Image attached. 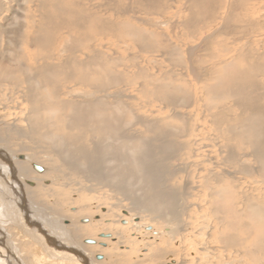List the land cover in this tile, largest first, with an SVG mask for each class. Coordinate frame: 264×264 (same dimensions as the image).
<instances>
[{"label": "rangeland", "instance_id": "rangeland-1", "mask_svg": "<svg viewBox=\"0 0 264 264\" xmlns=\"http://www.w3.org/2000/svg\"><path fill=\"white\" fill-rule=\"evenodd\" d=\"M106 1L129 14L80 21L65 2L48 0L42 12L37 0H0V63L28 72L0 81V264H264V218L255 224L237 215L241 202L264 199L261 166L244 143L236 149L226 141L224 133H239L240 124L217 127L213 115L239 117L241 103L233 101L242 92L211 101L203 89L235 49L251 47L253 57L264 59V4L233 11V0H221L215 13L211 4L198 7L189 29L183 24L192 0L165 1L162 15L139 12L136 0H85L92 10H103ZM45 13L70 31L55 43L53 58L63 60L60 47L69 43L78 60L89 59L90 86L67 85L71 96L55 97L52 73L36 76L27 56L40 51L47 58L51 35L64 28L44 30L36 49L30 39ZM98 17L116 20L114 32L99 30ZM262 69L258 87L247 90L248 98L259 95L255 104L240 100L260 117ZM60 72L54 77L65 78ZM263 124L256 116L253 127L264 138Z\"/></svg>", "mask_w": 264, "mask_h": 264}, {"label": "bare ground", "instance_id": "bare-ground-1", "mask_svg": "<svg viewBox=\"0 0 264 264\" xmlns=\"http://www.w3.org/2000/svg\"><path fill=\"white\" fill-rule=\"evenodd\" d=\"M41 3L40 5V10L43 12L44 9L48 8L47 7V4H49L50 6V3H47L48 0H37V2ZM56 1H59V2H65L66 5H68L71 13H75V14H79L80 15V21L82 20H86L85 16H88L89 14L91 16H98L100 13L104 12V13H107V12H111L113 13L114 15H119V16H125L126 14H129L130 10L129 9H125V8H122V6L120 7L119 5H115V6H108V1L107 2V5L105 3V6L102 10L100 9H96V10H92V9H88V4L87 2H85V0H51V2L55 3ZM103 1V0H102ZM165 1H168V0H136V3L135 5H137V10H140L139 12H141V10L143 9V11H145L146 13L148 12H155L158 13V11H162L164 10V8L166 9L167 5H165ZM172 1V0H171ZM170 1V2H171ZM211 0H192V3H191V17L189 18V20L184 23L183 25L186 26V28H189V29H192L190 28V26H192L193 24V21H194V17L196 16V13H198V7H200V11H203L204 8H206L209 4H211L213 6V9H211V13L215 11V7L217 6V4H221L222 1L221 0H216L215 2H210ZM221 1V2H220ZM110 2V1H109ZM112 2V1H111ZM114 3H116L115 1H113ZM169 2V1H168ZM173 2V1H172ZM240 2V3H239ZM264 0H233L232 1V4H231V7L232 10H236L238 9L240 6H246L247 5V9L251 8L250 6L251 5H256V6H259L261 4H264L263 3ZM117 3H120V1H117ZM123 3V2H122ZM121 3V4H122ZM60 4V3H59ZM59 4H58V7H59ZM65 5V4H64ZM61 6V5H60ZM101 6V5H100ZM103 6V5H102ZM166 6V7H165ZM52 7H54L52 5ZM140 7V9L138 8ZM65 8V7H64ZM92 8V7H91ZM97 8V7H95ZM228 8V7H227ZM56 9V8H54ZM58 9V8H57ZM56 9V10H57ZM136 10V9H135ZM166 11V10H165ZM227 11V10H226ZM46 12V11H45ZM49 12V11H48ZM59 12V11H58ZM163 12V11H162ZM162 12H159L157 15L161 14ZM50 13V12H49ZM47 13V14H49ZM61 13V12H60ZM63 13V12H62ZM70 13V14H71ZM215 13V12H214ZM232 13V12H231ZM32 14V13H31ZM44 14V13H43ZM42 14V15H43ZM46 14V13H45ZM47 14L42 16L41 15V18H40V22L38 23V25L33 28L34 32H32V38L30 40H33L34 43H36V49H39L40 46H41V41H39L38 38H40L39 34H41L44 30L48 29V28H53L52 26H54L55 28L57 27H64L62 23L56 21L55 19H49L47 18ZM109 14V13H108ZM166 14V13H165ZM186 14V13H185ZM64 15H67V12L64 13ZM83 15V16H82ZM102 15V14H100ZM146 15V14H145ZM151 14H148V16H150ZM162 15V14H161ZM164 15V13H163ZM127 16V15H126ZM214 16V15H213ZM233 16V15H231ZM230 16V17H231ZM246 16V15H245ZM39 17V16H38ZM84 17V18H83ZM118 17V16H117ZM205 17V16H204ZM229 17V18H230ZM236 17V16H235ZM99 18V17H98ZM113 18V17H112ZM185 18V17H184ZM121 19V18H119ZM210 18H208L207 20H209ZM248 19V18H247ZM79 20V19H78ZM112 20V19H111ZM114 20V19H113ZM231 20L234 21V17L232 19H229L228 21L232 22ZM242 18H236V21H241ZM116 21V20H115ZM115 21H106V19H101L99 18V22H100V26H99V30H101L102 32H105L107 33L108 31L109 32H114L112 30V28H115V24L114 22ZM119 21V20H118ZM124 21V20H123ZM235 21V22H236ZM122 22V21H120ZM69 23V22H68ZM117 23V21H116ZM199 22L195 23L196 25H198ZM119 24V23H118ZM122 25H124L123 23H121ZM126 24V22H125ZM131 24V23H130ZM182 24V23H181ZM186 24V25H185ZM30 25V24H29ZM33 25V24H32ZM36 25V24H35ZM79 25V24H78ZM87 25V24H86ZM196 25H194L195 27H197ZM227 25V24H226ZM34 26V25H33ZM68 26V25H67ZM73 26V25H72ZM72 26H70V28H72ZM75 26V25H74ZM80 26V25H79ZM30 28V27H29ZM84 28V27H83ZM143 28V27H142ZM184 27H182L183 29ZM63 30H60L61 32L62 31H66L64 34L65 36L61 33V35L57 34L56 35H51L53 38L51 39V46L50 49H48L47 51L49 52V56L46 55L47 58H45V56L40 53V51L36 52V53H33L31 54L30 52H28L27 50V56L29 57V60H33L34 61V64L35 67L33 68H36V70L38 71V73H34L36 76H40L42 74L45 75V74H49V73H52V77H51V80L49 81V86H51L54 90L53 91V94L56 96H59V95H64V96H71L75 91H73V89L71 90H68L70 87H68V89L66 88L67 85H70V84H74L75 83H79V84H76L78 86H82V87H88L90 86L89 85V82H88V79H87V76H85L86 72H87V67H88V61H81V60H78L77 59V55L75 54L76 52L74 51V48H71L70 44H66V43H62V47H60V51L62 52L64 58L63 60H61L60 58H53L54 55L52 52H54V46H55V43L57 42H63L65 37L68 36L70 34V31L69 29H67V27L65 28H62ZM131 29V27H130ZM185 29V28H184ZM196 29V28H195ZM71 30V29H70ZM197 30V29H196ZM59 30H56L55 32L57 33ZM187 31V30H186ZM189 31V30H188ZM187 31V32H188ZM191 31V30H190ZM189 31V32H190ZM193 31V30H192ZM30 32V31H29ZM131 32V31H130ZM129 32V33H130ZM144 32V31H142ZM160 33V32H159ZM31 35V34H30ZM123 35V34H122ZM187 35V34H186ZM28 36V35H27ZM30 38V37H29ZM28 39V38H27ZM136 39V38H135ZM132 40V39H131ZM28 41V40H27ZM98 41V40H97ZM27 43V42H26ZM140 43V42H139ZM177 44V43H176ZM27 45V44H26ZM142 45V44H141ZM28 46V45H27ZM103 46V45H102ZM94 47V46H93ZM26 48V47H25ZM68 48L70 50H68ZM131 49V48H130ZM26 50V49H25ZM170 50V49H169ZM172 50V49H171ZM170 50V51H171ZM102 51V50H101ZM100 51V52H101ZM56 52V51H55ZM59 52V51H58ZM81 53H84L83 51H79ZM105 52V51H104ZM107 52V51H106ZM105 52V53H106ZM159 52V51H158ZM232 52V55H231V59L228 61V63H224L221 62L222 65H219V66H215L214 69L216 70H219L218 73L220 74H216L217 77H215L216 75L213 74V78L211 80V83L212 85H205L204 86V90H205V94H207V96L209 97L208 99L209 100H213V101H217V100H226L227 99H231V96L234 95V93H241L243 94L244 92V96L243 98L241 97V94H240V100L243 99V100H246L250 103H253L255 102L254 100L256 99L255 97L257 96H253V97H249L250 94L252 93H247V90L248 89H252L253 91L256 89V87H258V82L255 81L256 80V76L255 75H260L262 74V67H264V59L262 58V60L257 56L253 57V51L251 50V47L250 48H246L245 51L242 47V49H235V51H231ZM80 53V54H81ZM48 54V53H47ZM56 54V53H55ZM92 54V53H91ZM105 55V54H104ZM124 55V54H123ZM169 55V53H168ZM172 55H173V51H172ZM62 56V57H63ZM82 56V55H81ZM84 56V55H83ZM89 56V55H88ZM87 56V57H88ZM94 56V54H93ZM51 57V59H50ZM91 58V56H89ZM88 57V58H89ZM84 58V57H83ZM93 58V57H92ZM80 59V58H79ZM224 59V58H223ZM221 59V61L223 60ZM94 60V59H93ZM96 60V58H95ZM258 60V61H257ZM91 61V60H90ZM131 61V60H130ZM237 61V63H243L245 66L243 67L244 70H237V69H234L232 68V66H234L233 62ZM127 62V61H126ZM134 62V61H133ZM171 62V61H170ZM93 63V62H92ZM218 63V62H217ZM233 63V64H231ZM94 64H95V61H94ZM136 64V63H135ZM154 64V63H153ZM220 64V63H219ZM133 65V64H132ZM167 68V67H166ZM89 69V67H88ZM212 68V70H214ZM30 70V69H29ZM21 71L23 74L26 73V76L28 75V72L25 70L23 71L21 68H12V67H9V66H4L2 63H0V81H4L5 83H8L7 81H10L11 78L14 77V73H17ZM35 71V70H34ZM62 72L64 71L66 73V77L65 78H61V76L58 75L57 78L54 77V75H56L58 72ZM30 72V71H29ZM33 72V71H32ZM60 72V73H61ZM63 72V73H64ZM97 72V70L95 71ZM20 73V72H19ZM64 73V74H65ZM99 73V72H98ZM116 73V72H115ZM134 73V72H133ZM215 73V72H214ZM14 74V75H13ZM78 74H80L79 76H77ZM149 74V73H147ZM11 75H13L11 77ZM96 75V74H95ZM131 76V75H130ZM189 76V75H188ZM11 77V78H10ZM24 77V75H23ZM26 78V77H25ZM152 78V77H150ZM216 78L218 80H216ZM21 79V78H20ZM196 79V78H195ZM22 80V79H21ZM30 78L29 76L26 78V81H29ZM14 81V79H13ZM189 81V80H188ZM198 81V80H196ZM263 81V80H262ZM11 83H13L11 81ZM15 83V84H14ZM14 85H19L18 82L14 81ZM27 83V82H26ZM10 84V83H9ZM28 84H30L28 82ZM264 84V83H263ZM261 85V84H260ZM21 86V84L19 85ZM66 89L64 92L63 90ZM262 89V88H261ZM14 90H15V87H14ZM172 90V89H171ZM13 91V90H12ZM38 91V90H37ZM224 94L221 93V92ZM258 91V90H257ZM14 92V91H13ZM17 92V91H16ZM15 92V93H16ZM34 92V91H33ZM100 92V91H99ZM233 94H230L232 93ZM11 93V91L9 92ZM19 93V92H18ZM85 93V92H84ZM174 93V92H173ZM222 95H221V94ZM264 94V93H263ZM13 95V94H12ZM80 95V94H79ZM98 95V94H97ZM253 95V94H252ZM251 95V96H252ZM28 96V94H27ZM89 96V94L86 96V98ZM205 97H207L206 95H204ZM239 96V95H238ZM259 96V95H258ZM257 96V97H258ZM204 97V98H205ZM230 97V98H229ZM234 99L236 97V94L233 96ZM232 97V98H233ZM262 95H261V99L262 100ZM70 98V97H69ZM238 98V97H237ZM23 99V98H22ZM29 99V98H28ZM207 99V98H206ZM207 99V100H208ZM264 99V98H263ZM239 99H235V101H233L234 103H236V106H238L239 103H241V106H238L239 109L243 110L241 111V114L239 115V117H232V118H227L226 116V113H223V112H216L214 115V117H216V121H218L216 124L217 127H219V122L220 124H224V125H234L236 126L237 124H240L239 125V133L238 132H232L231 130L229 129H226L225 131L229 130L231 132L229 133H224L225 135L228 134V136L226 137L224 134V136L226 137V141L228 140H232L233 142V146L236 147V149H242L241 145L244 143L246 146V149H249L251 150L252 152V156L255 158L254 160L256 161V163L258 165L261 166V168L259 169V174L264 178V138L262 137V132L260 131V129L257 131V129L253 127V123H255V117L257 116L259 119H260V122H264V113L262 112L261 113V117L259 115V113L261 111H258L257 109L255 110H252L251 109V106L248 105L247 103L244 104L245 102H241ZM257 100V99H256ZM260 100L258 101V103H260ZM264 102V101H263ZM262 102V103H263ZM29 104V103H28ZM85 104V103H84ZM255 104V103H253ZM258 105V104H257ZM235 106V104H234ZM22 108V107H21ZM28 112V111H27ZM238 118V119H237ZM22 120V119H21ZM23 121V120H22ZM24 122V121H23ZM264 125V124H263ZM224 131V132H225ZM8 133V132H7ZM21 134V133H20ZM22 135V134H21ZM25 135V134H24ZM223 136V137H224ZM80 140V138H79ZM0 142H4V140L0 139ZM231 142V143H232ZM236 143V145H234ZM227 145V143H226ZM8 146V145H7ZM184 146V145H183ZM233 146H231L232 149ZM227 149L230 150V147L227 146ZM86 151L84 150V159L87 160L88 163H90L93 159V156L92 154H89V153H85ZM233 154L230 155L229 158H233ZM248 155V154H247ZM21 157V156H20ZM235 157V156H234ZM231 158V159H232ZM24 161L26 160L24 157H23ZM234 159V158H233ZM249 159V158H248ZM148 160V159H147ZM95 161V160H94ZM146 161V160H145ZM251 161V160H250ZM234 162V160L232 161V163ZM238 162V161H237ZM227 163V162H226ZM231 163V164H232ZM249 163V162H248ZM35 165V164H34ZM37 166V165H36ZM149 166H150V163H149ZM243 166V165H242ZM39 167V166H38ZM247 167V166H246ZM251 167V166H250ZM32 168H33V165H32ZM41 168V167H40ZM142 168V167H141ZM254 168V167H253ZM24 169V168H23ZM42 169V168H41ZM147 169V168H146ZM252 169V168H251ZM250 169V170H251ZM26 170V169H25ZM34 170V169H33ZM222 170V169H221ZM21 172V170H19ZM18 171V172H19ZM148 171V170H147ZM255 171V170H254ZM220 172V171H219ZM244 172V171H243ZM250 172V171H249ZM22 173V172H21ZM218 173V172H217ZM246 174H248L247 172H244ZM40 174H43V169H42V172ZM27 175H29L27 173ZM210 175V174H208ZM228 176V175H227ZM194 177V176H193ZM261 177V178H262ZM155 178V176H154ZM210 178V177H208ZM233 178V177H232ZM254 180V179H253ZM219 181V180H217ZM222 181V180H220ZM219 181V182H220ZM264 181V179H263ZM225 182V181H224ZM206 182H204V185H205ZM31 184L30 182L28 183V185ZM234 184V183H233ZM246 184V183H245ZM232 185V184H231ZM33 186V185H32ZM234 186V185H233ZM252 186V185H251ZM247 187V186H246ZM202 188V187H201ZM206 189V188H205ZM236 190V189H234ZM214 191V190H212ZM216 191V190H215ZM214 191V192H215ZM213 193V192H211ZM251 193V192H250ZM254 193V192H253ZM207 194V193H206ZM204 194V195H206ZM244 194V193H242ZM214 195V194H213ZM219 195V194H218ZM212 195L210 194V197ZM242 196H245V195H241ZM165 197V196H164ZM206 197V196H205ZM215 197V196H214ZM212 197V198H214ZM217 197V196H216ZM226 197V196H225ZM176 198V197H175ZM221 198V197H220ZM171 199V198H170ZM174 199V198H173ZM222 199V198H221ZM246 199V198H245ZM244 199V200H245ZM205 200V199H204ZM257 200V198H256ZM175 201V199H174ZM176 203V201H175ZM243 205H244V209H240V211L237 213V215L239 217H244L246 219H249L251 222L255 223V224H259L262 222V219L264 218V199L261 198L259 199L258 201H255L253 200L252 198L245 201V203L241 202ZM173 204V203H172ZM174 206V205H173ZM220 206V205H219ZM243 207V206H242ZM220 208V207H219ZM228 208V207H227ZM233 208V207H232ZM231 208V210H232ZM235 208V207H234ZM233 208V209H234ZM230 209V208H229ZM226 210V208H225ZM238 209H236L237 211ZM223 211V210H222ZM226 212V211H225ZM228 213V212H226ZM233 213V212H231ZM234 214V213H233ZM227 215V214H226ZM225 215V216H226ZM236 215V216H237ZM180 216V215H179ZM232 216V215H231ZM234 216V215H233ZM232 216V217H233ZM157 218V217H156ZM180 222V221H179ZM227 223V222H226ZM190 226V225H189ZM255 226V225H254ZM262 228V227H261ZM227 231V230H226ZM232 233V232H231ZM103 235V234H102ZM99 235L100 238H104V239H110L111 236L110 235ZM106 236H109L110 238H107ZM235 240V239H234ZM94 242V241H92ZM262 243V242H260ZM95 244V242H94ZM94 244H91V245H94ZM227 251V250H226ZM78 253V252H77ZM82 256V255H81ZM97 256H100L101 259H102V256L101 255H97ZM235 257V256H234ZM101 259H98V260H101ZM97 260V261H98ZM245 262V261H244ZM247 263V262H246ZM249 263V262H248Z\"/></svg>", "mask_w": 264, "mask_h": 264}, {"label": "water", "instance_id": "water-1", "mask_svg": "<svg viewBox=\"0 0 264 264\" xmlns=\"http://www.w3.org/2000/svg\"><path fill=\"white\" fill-rule=\"evenodd\" d=\"M19 159L20 160H23V157H19ZM33 169H34V171L35 172H37V173H41L42 172V169L40 168V167H38V166H36V165H33ZM81 223H86V220H82L81 221ZM103 236V235H102ZM104 237V236H103ZM107 238H110L109 236H106ZM86 244H94V242H92V241H90V240H88V241H86L85 242ZM98 259H101V257L100 256H97V260Z\"/></svg>", "mask_w": 264, "mask_h": 264}]
</instances>
